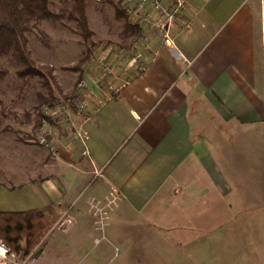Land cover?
<instances>
[{"label":"crops","instance_id":"crops-1","mask_svg":"<svg viewBox=\"0 0 264 264\" xmlns=\"http://www.w3.org/2000/svg\"><path fill=\"white\" fill-rule=\"evenodd\" d=\"M134 7L142 53H122L120 61L95 56L81 72L88 114L72 118L89 133L87 152L66 119L40 126L49 145L34 139L26 148L0 130L8 143L0 145V210L52 206L62 225L49 234L71 233L80 245L98 232L90 202L105 203L115 186L109 231L129 250L131 236L141 253H158L151 240L170 230L161 225L201 220L209 188L229 190L224 173L238 170L237 143L248 141L255 124L264 127L255 48L264 37V0H188L168 24V41L143 25L158 10Z\"/></svg>","mask_w":264,"mask_h":264},{"label":"rangeland","instance_id":"rangeland-1","mask_svg":"<svg viewBox=\"0 0 264 264\" xmlns=\"http://www.w3.org/2000/svg\"><path fill=\"white\" fill-rule=\"evenodd\" d=\"M87 4L90 27L94 31L91 41L102 42L94 47L92 57L103 58L107 57L108 53L112 54L115 60L120 61L122 53L129 58H136L142 53L146 39L131 36L126 41L123 40L120 35L122 26L114 18L116 4L122 7L128 5L133 9L130 20L137 22L139 13H136L137 8L134 7L137 0H87ZM149 4L158 11L156 15L150 13L151 16L144 19L143 25L145 27L151 25V30L154 29L164 36V32L168 29H161V24H165L167 28L169 22L174 21L176 14L181 10L176 14L172 13L177 7L176 0L170 2L158 0L161 7ZM62 6L60 1L53 0L51 8L58 11ZM171 14H173L172 19ZM75 28V22L66 19L55 22L44 21L28 33L29 46L34 59L39 64L54 66V75L60 87L58 89L55 86V91L61 106L48 108L45 114L55 121L68 120L69 128L72 125L76 126L72 117L77 111L69 106L71 102L75 107L81 105L83 107L77 115L82 117L88 114L87 105L82 104L84 98L79 97L78 91L74 94L75 97H67L68 100L63 98V93L78 81L80 74L79 71L65 67L75 64L83 56L82 53L86 48V43L75 32ZM255 48L256 54L260 56L257 63L262 61L264 70V37L263 42ZM2 62L10 70V74L4 80H0V100L16 111L18 118L6 119L1 129L4 130V134L9 133L12 141L17 145L28 148V144L34 139L38 142L42 131L35 125L38 112L36 109L38 98L35 92L37 89H30L26 99L16 103V92L12 89L15 81L14 68L7 59ZM89 63L93 62L86 63L82 67L83 70L92 67ZM5 138L0 136V145L3 147L8 144L4 141ZM224 146L227 149L226 142ZM234 151L238 170L236 173H224L229 181V190L220 187L209 188L208 200L205 205L203 204L206 214H202L201 220L182 223H174L170 220L163 223L161 226L169 227L170 230L163 232L160 238L151 240V247H159L158 253L155 248L152 251L146 248L141 253L136 247L139 243L138 238L131 236L127 241L136 240V242L135 247L129 250L121 236L109 231V225L115 224V220H111V213L118 203L116 202L108 209L103 224L100 225L95 221L98 224V232L87 243L77 245L74 235L57 230L51 235L48 233L43 239L42 244L44 241L48 244L46 248L44 247L41 256L22 261L5 249V253L0 254V264H136L139 258H142L140 260H143L144 264H264V127L255 124L254 134L248 141L240 140ZM91 214L93 215V211ZM144 223L146 224L142 222L141 226H144ZM57 225L59 227L62 225L61 219L55 221L51 229ZM0 243L5 244L1 240ZM172 246L176 247L178 253L171 251ZM185 252H191V260L185 259L187 257Z\"/></svg>","mask_w":264,"mask_h":264},{"label":"trees","instance_id":"trees-1","mask_svg":"<svg viewBox=\"0 0 264 264\" xmlns=\"http://www.w3.org/2000/svg\"><path fill=\"white\" fill-rule=\"evenodd\" d=\"M58 1L63 6L55 11L51 8L53 0H0V80H4L10 74V70L2 62L7 59L14 68L15 81L12 89L16 92L15 102H23L30 89H37L35 91L38 98L35 124L37 128L44 121H52V118L45 114L46 108L57 107L61 103L55 91V86L58 89L60 87L54 75V66L39 64L34 59L28 33L44 21L66 19L75 22V32L86 43V48L83 56L75 64L65 67L80 72L78 81L63 93L66 100L77 94L79 83L82 82V67L91 61L94 47L102 43L91 41L94 31L89 23L87 0ZM114 8V18L122 26L120 35L123 40L126 41L131 36L141 37L140 25L130 21L127 10L119 4ZM37 86L41 88L38 89ZM17 116L16 111L0 100V129L6 119L18 118ZM28 116L30 117L29 114ZM55 221V209L52 206L23 211L0 210V240L5 243L9 252L22 261L39 257L43 254L42 241L51 231Z\"/></svg>","mask_w":264,"mask_h":264},{"label":"built area","instance_id":"built-area-1","mask_svg":"<svg viewBox=\"0 0 264 264\" xmlns=\"http://www.w3.org/2000/svg\"><path fill=\"white\" fill-rule=\"evenodd\" d=\"M170 1L171 0H168V2H170ZM176 2H177V7H176V9H174V11L172 10V13H175V14H176L177 11H180V10L185 8L187 0H176ZM149 3L155 4L157 7H161L158 4V0H137V4L139 5V7L141 9H144L145 6L147 4H149ZM183 3H184V5H183ZM126 10H127L128 14H129V18H130L131 17V15H130L131 9L127 8ZM170 12H171V8H170ZM170 17L172 19L173 18V14H171ZM131 22L136 23V21H131ZM164 28L168 29V27L166 28L165 24H161V29H164ZM164 36H165L166 40L168 41L169 33H168L167 30L164 32ZM83 91H84V84H83V81H82V82L79 83V86H78V95H79V97L84 98V100L82 102V104L84 106V104L86 105V101H85V93H83ZM59 105L61 106V104H59ZM69 106L72 107V109L74 108V110L76 109V111L78 113L83 110L82 105L75 107L74 103H72V102H71V104ZM46 109H48V108H46ZM69 130L71 131V133H72V135L74 137L79 138L83 142V144L85 146V152H87L86 141L89 139L88 131L86 129L82 128V127H77L75 125L74 126L73 125L70 126ZM39 142H40V144H43V145L44 144L45 145H49L48 140H47V135H46L45 132H41V135L39 137ZM98 174H100V172H98ZM119 198H120V192H119L117 187L113 186L111 188L109 196H107V198L104 201L105 203H103V201H101V200H96V199H93L90 202V210L93 211V214L96 217H99L96 220L98 224L101 225V224L104 223L105 218L107 217L108 209H110L113 205H115V203L118 201ZM2 245L6 247L5 244H2ZM6 249L9 250L7 247H6Z\"/></svg>","mask_w":264,"mask_h":264},{"label":"bare ground","instance_id":"bare-ground-1","mask_svg":"<svg viewBox=\"0 0 264 264\" xmlns=\"http://www.w3.org/2000/svg\"><path fill=\"white\" fill-rule=\"evenodd\" d=\"M5 249H6V247L3 246V245L0 243V254H1L2 252H4ZM6 252H7V249H6ZM4 253H5V252H4Z\"/></svg>","mask_w":264,"mask_h":264}]
</instances>
